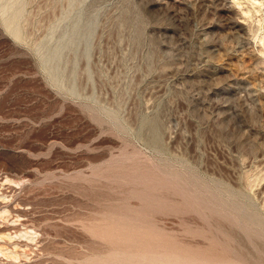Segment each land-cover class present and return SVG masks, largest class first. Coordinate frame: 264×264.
<instances>
[{"label": "rangeland", "instance_id": "obj_1", "mask_svg": "<svg viewBox=\"0 0 264 264\" xmlns=\"http://www.w3.org/2000/svg\"><path fill=\"white\" fill-rule=\"evenodd\" d=\"M134 257L264 264V0H0V264Z\"/></svg>", "mask_w": 264, "mask_h": 264}, {"label": "bare ground", "instance_id": "obj_2", "mask_svg": "<svg viewBox=\"0 0 264 264\" xmlns=\"http://www.w3.org/2000/svg\"><path fill=\"white\" fill-rule=\"evenodd\" d=\"M130 8H131V7H130ZM20 12H21V11H19V12L17 13L18 16H16V19L20 16ZM121 15H122V14H121ZM124 15H125V14H124ZM127 17H128L127 19H130L129 16H127ZM94 18H95V17H94ZM94 18L91 19V20L89 21L88 26H87V30H86V29H80L79 26H76L75 29H74V30L72 31V33L70 34L68 40L63 44L62 47H60V48H59V49H58V50L52 55V58H51V59L59 60V62H62V61H64V60L66 59V58L64 59L63 54H64L67 50H68V53H69V52H73V53H74V57H73V59L71 60V63L73 64V67H74V68L72 67V70L75 71V70H76V63H77V60H78L79 57H80V56L78 55L79 48H80V44H85L86 49H85V52H84V56H85V57H88V55H89V51H90V50H89V49H90V42L87 41V40H88V35H90L89 33H91L92 28H93V25H94V20H95ZM16 19H15V22H16ZM122 23H123V21H122ZM16 27H17V26H16ZM11 28H12V27H11ZM11 28H10V29H11ZM17 30H18V28H17ZM138 32H140V31L138 30ZM12 34H14L13 36H15L16 38H18V37L20 36V31L18 30V31L12 32ZM138 35H139V34H138ZM143 38H144V36H143ZM140 40H141V39H140ZM136 46H137V45H136ZM82 47H83V46H82ZM151 55H152V54H151ZM78 56H79V57H78ZM51 59H50V60H51ZM84 59H85V58H84ZM150 62H151V61H150ZM65 63L68 64V60H67V59H66ZM72 64H71V65H72ZM63 67H64V66H63ZM65 67H66V66H65ZM74 91H77V87H75V90H74ZM140 120H141V119H140ZM143 121H144V120H143ZM142 123H143V122H142ZM142 123H141V125H142ZM143 125L147 128V131H148L147 133H149V135L152 137V141H153V143L158 145V143H159V140H158V139H159V135H158V129H157V124H156L155 120H145L144 123H143ZM139 127H141V126H139ZM145 132H146V131H145ZM159 134H160V133H159ZM148 140H149V139H148ZM148 193H149V192H148ZM128 224H129V223H128ZM132 225H133V224H132ZM127 226H128V225H127ZM137 226H138V225H137ZM137 226H135V228H136ZM140 227H141V226H140ZM128 228H129V227H127V228H126L127 230H126L125 227H124V230H126L127 233L129 232L128 230H131V228H130V229H128ZM137 228H138V227H137ZM139 229H140V228H139ZM136 230H137V229H136ZM121 231H123V230L121 229ZM132 231H133L132 233L135 234V233H134V232H135V231H134V228H133ZM139 231H141V230H139ZM119 232H120V231H119ZM126 232H124V233H126ZM142 232H143V230L141 231V233H142ZM132 233H131V235H132ZM136 233L138 234V232H136ZM141 233H140V234H141ZM143 233H144V232H143ZM113 234H114V233H113ZM116 234H117V233H116ZM118 234H120V233H118ZM128 234H129V233H128ZM145 234H146V233H145ZM123 235H124V234H123ZM143 235H144V234H143ZM146 235H147V234H146ZM151 235H152V234H151ZM137 236H138L139 238H138ZM137 236H136V237L134 236V237H135L134 241L136 240V238H138L137 241L140 240V237L142 238V236L139 235V234H138ZM148 236H149V235H147L146 237H148ZM152 236H153V235H152ZM112 237H113V236H112ZM124 237H125V235H124ZM130 237H131V236H130ZM113 238H114V237H113ZM120 238H121V237H120ZM149 238H151V237H149ZM115 239H116V238H115ZM125 239H126V238H125ZM127 239H128V237H127ZM131 239H132V238H131ZM152 239H153V238H152ZM143 240H144V239H143ZM145 240H146V239H145ZM147 240H148V239H147ZM149 240H150V239H149ZM153 240H154V239H153ZM153 240H151V241H152L151 244H153ZM111 241H112V240H111ZM128 241H129V240H128ZM151 241H150V242H151ZM154 241H155V240H154ZM126 242H127V241H126ZM126 242H125V244H126ZM130 242H131V240H130ZM135 242H136V241H135ZM140 242H142V241L140 240ZM150 242H149V243H150ZM143 243H144V242H143ZM117 244H118V241H117ZM117 244H116V245H117ZM128 244H129V242H128ZM130 244H131V243H130ZM137 244H139V242H138ZM140 244H141V243H140ZM151 244L149 245L148 248H152V247H150V246H152ZM123 245H124V243H123ZM126 245H127V244H126ZM133 245H134V244H133ZM146 245H147V244H146ZM154 245H155V244H153V246H154ZM158 245H159V244H158ZM158 245H157L156 247L154 246L153 248L156 249L157 247H160V246H158ZM119 246H121V245H119ZM134 246H135V245H134ZM134 246H130V247L132 248V247H134ZM140 246H142V244H141ZM122 247H123V246H122ZM122 247H121V248H122ZM145 247H146V246H142L143 249H144ZM127 248H128V247H127ZM127 248H126V249H127ZM138 248H139V247H138ZM148 248H147V249H148ZM153 248H152V250L154 251ZM161 248H162V246H161ZM122 249H123V248H122ZM135 249L137 250L136 247H135ZM143 249H141V247H140V250H143ZM163 249H164V248H162V250H163ZM118 250H120V249L118 248ZM124 250H125V249H124ZM127 250H128V249H127ZM129 250H131V249H129ZM145 250H146V249H145ZM162 250H161V251H162ZM166 250H167V249H166ZM166 250H165V251H166ZM171 250H172V249H171ZM171 250L169 251V254H170ZM125 251H126V250H125ZM143 251H144V250H143ZM146 251H147V250H146ZM153 251H152V253H153ZM156 251H159V250H156ZM173 251H175V250L173 249ZM122 252H124V251H122ZM128 252H129V251H128ZM135 252H139V251H135ZM113 253H116V252H113ZM113 253H112V254H113ZM117 253H118V255H119V252H117ZM124 253H125V252H124ZM130 253H132V251H131ZM130 253H129V256H130ZM139 253H142V251H140ZM139 253H138V254H139ZM144 253H145V252H144ZM147 253H148V251H147ZM147 253H145V254H147ZM149 253H150V250H149ZM156 253H157V252H156ZM160 253H161V252H160ZM167 253H168V252H167ZM171 253H172V252H171ZM181 253H183V252H181ZM112 254H111V255H112ZM121 254H122V253H120V255H121ZM132 254H133V253H132ZM132 254H131V255H132ZM138 254H137V255H138ZM142 254H143V253H142ZM145 254H144V255H141V254H140V255H141V257H142V256H144V257L146 256V257H147L148 255H145ZM157 254H158V253H157ZM162 254H163V251H162ZM162 254H161L160 259H161V258H164V256L162 257ZM174 254H177V253H174ZM111 255H110V257H108V258H110V259L112 258V259H113L114 257H112ZM116 255H117V254H116ZM118 255H117V256H118ZM124 255L127 256V251H126V253H125ZM124 255H123V256H124ZM152 255H153V254H152ZM154 255H155V254H154ZM114 256H115V254H114ZM123 256H122V257H123ZM134 256H135V255H134ZM165 256H166V254H165ZM172 256H173V255H172ZM115 257H116V256H115ZM122 257H121V258H122ZM141 257H139V258H141ZM146 257H145V258H146ZM149 257H150V256H149ZM152 257H153V256H152ZM176 257L178 258V256H176ZM180 257H181V256H180ZM118 258H119V259H117V260H120V257H119V256H118ZM128 258H129V257H128ZM128 258H127V259H128ZM137 258H138V257H137ZM139 258H138V259H139ZM147 258H148V257H147ZM147 258H146V259H147ZM150 258H151V257H150ZM153 258H154V257H153ZM153 258H152V259H153ZM156 258H159L158 255H157ZM167 258H168V256H167ZM170 258H171V255H170ZM174 258H175V256H174ZM188 258H191V257H188ZM95 259H96V258H95ZM102 259L104 260V258H102ZM115 259H116V258H115ZM124 259H125V258H123L122 260L124 261ZM127 259H126V261H124V263L127 262V264H128ZM134 259H135V257H134ZM168 259H169V258H168ZM171 259H173V258H171ZM182 259H183V257H182ZM186 259H187V257H186ZM186 259H185V260H186ZM196 259H197V258H196ZM93 260H94V259H92V261H93ZM98 260H99V262H100V259H97V261H98ZM128 260H129V259H128ZM132 260H133V259H132ZM141 260H142V259H141ZM144 260H145V259H144ZM144 260H143V261H144ZM150 260H151V259H150ZM150 260H149V262L152 263V261H154V260H156V259L154 258V260H152V261H150ZM157 260H159V259H157ZM161 260H163V259H161ZM161 260H160L159 262L162 264V261H161ZM173 260L175 261V259H173ZM176 260H177V259H176ZM187 260H188V259H187ZM190 260H191V259H190ZM87 261H88V260H87ZM90 261H91V259H90ZM95 261H96V260H95ZM101 261H102V260H101ZM106 261H109V260H106ZM129 261H131V260H129ZM135 261L137 262V259H135ZM143 261H142V262H143ZM145 261H146V260H145ZM178 261H179L178 264L181 263V262H180L181 260H178ZM85 262H86V261H85ZM104 262H105V261H104ZM119 262H120V261H119ZM131 262H132V261H131ZM133 262H134V260H133ZM138 262H139V264L141 263V261H138ZM138 262H137V263H138ZM147 262H148V260H147ZM149 262H148V263H149ZM155 262H156V261H155ZM155 262H153L152 264H154ZM159 262H158V263H159ZM176 262H177V261H176ZM182 262H183V261H182ZM188 262H189V260H188ZM87 263H88V262H87ZM87 263H86V264H87ZM89 263H90V262H89ZM95 263H96V262H95ZM95 263H94V264H95ZM102 263H103V262H102ZM102 263L100 262V264H102ZM109 263H110V261H109ZM109 263H104V264H109ZM114 263H116V262H114ZM120 263H122V261H121ZM124 263H123V264H124ZM129 263H130V262H129ZM144 263H145V262H144ZM160 263H159V264H160ZM169 263H170V261H169ZM185 263H187V262L185 261ZM91 264H92V263H91ZM96 264H99V263H96ZM110 264H111V263H110ZM117 264H118V263H117ZM130 264H131V263H130ZM135 264H136V263H135ZM155 264H157V263H155ZM164 264H165V263H164ZM166 264H167V262H166ZM172 264H173V262H172ZM176 264H177V263H176Z\"/></svg>", "mask_w": 264, "mask_h": 264}, {"label": "water", "instance_id": "obj_3", "mask_svg": "<svg viewBox=\"0 0 264 264\" xmlns=\"http://www.w3.org/2000/svg\"><path fill=\"white\" fill-rule=\"evenodd\" d=\"M12 33V32H11ZM14 35V34H13Z\"/></svg>", "mask_w": 264, "mask_h": 264}]
</instances>
